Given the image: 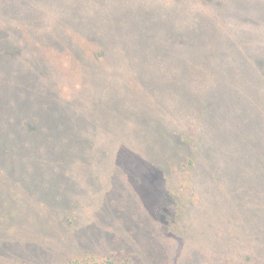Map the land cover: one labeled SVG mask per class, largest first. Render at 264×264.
I'll return each mask as SVG.
<instances>
[{
  "label": "rangeland",
  "instance_id": "rangeland-1",
  "mask_svg": "<svg viewBox=\"0 0 264 264\" xmlns=\"http://www.w3.org/2000/svg\"><path fill=\"white\" fill-rule=\"evenodd\" d=\"M180 1L0 0V264H236L245 254L264 264V171L247 187L233 156L203 148L207 163L173 222L174 173L149 142L161 139L174 156L182 143L159 136L172 108L156 78L174 69L157 48L168 47L161 33L179 47ZM195 4L200 22L185 25L187 40L224 44L228 64L261 57L247 50H264V0ZM242 68L229 85L259 105L264 84L240 77ZM227 220L258 231L241 233V249L214 250L213 230Z\"/></svg>",
  "mask_w": 264,
  "mask_h": 264
},
{
  "label": "trees",
  "instance_id": "trees-1",
  "mask_svg": "<svg viewBox=\"0 0 264 264\" xmlns=\"http://www.w3.org/2000/svg\"><path fill=\"white\" fill-rule=\"evenodd\" d=\"M195 1H180L181 28L174 39L179 47H172V40L167 34L161 33L160 41L163 40L169 48H162L161 45V48H157L159 61L169 55L172 63L174 60L172 71L171 69H162L163 72L159 79L156 76L157 80L162 82L164 89L163 97L165 100L163 99V102L167 108H172L171 111L167 110L163 116L159 117L161 123L159 136L172 140V137L177 135L176 138L183 143L177 145L179 149L174 156L169 150L168 152L163 151L167 148V145L162 149L163 142L161 139L157 138L149 142L154 153L162 152L161 158L157 160V165L161 168H171L174 173V178L172 177L171 182L168 184V188L171 189L169 192L170 197L173 198V207L176 209L172 212L173 222L180 221V217L185 216L184 211L187 209L185 205L188 202L190 203V195L196 188L195 183L190 180L198 176L201 166L207 163V160H204L201 156L204 147L207 148L206 150L210 154L215 156L216 153L219 156H233L237 163L241 165L237 169L241 171L242 179L246 182L247 187L250 186V183L252 184L253 179H249L250 175L258 176L257 171H264V98H258V101L262 102L257 105L251 102L250 96L234 95L233 88L229 85L230 81L236 76L234 75L236 67H243L240 77L247 75L250 78L249 83L256 84L258 88L263 86L264 78L257 73H264V50L262 47L251 50V42L249 41L250 49L247 51L254 52V55L257 54L261 57L257 58L255 56L250 67H248L247 65L250 63L248 55L242 54L237 57L232 56L235 58H231L232 64H228L229 57L225 56L229 52L224 50L225 46L220 42L213 45L207 44V41L201 38L196 41L195 39L199 33L196 36L193 34L192 38L187 40L184 34L188 33L186 30L188 27L185 25L200 22L199 13L196 12L195 8ZM192 4L194 8L191 9ZM215 38L217 42L219 38H217L216 33ZM222 49L223 54L221 55ZM98 56H101V54L99 53ZM184 59L188 60L184 63L182 62ZM255 60L259 62L257 72L252 70V66H255ZM188 63H190V67H188ZM159 70L162 71L158 65L157 71ZM155 72L156 68L153 69L152 65L148 66L147 76L149 79ZM243 85H248L246 80ZM154 93L157 95L158 92L154 90ZM246 103L252 104V108L242 106ZM231 104L232 108L230 107ZM151 117L153 116L151 115ZM215 131L220 133V140L225 132L220 146L218 139L213 140ZM212 141H215L214 144ZM159 144H161V147ZM183 145L185 149L186 147L188 149V152L186 151L187 158L183 156ZM249 190L251 192L255 191L253 187ZM244 210L243 215L248 218L252 209L247 202H245ZM12 214H16L15 209L12 210ZM4 216L5 214H2L0 218ZM176 227H179V225L177 224ZM213 231L217 233L213 241L219 244L214 247V250L229 252L243 247L240 241L246 238H243L244 236L241 233L247 235V233H255L258 230L252 225L240 224L238 226L237 222L232 224L227 220L224 224H218ZM260 232L263 233V230H260ZM248 255H243L244 258L246 257L247 260L245 261L247 262L242 259L236 264H259L255 260L257 257L254 254H251L252 256ZM232 259L226 257L225 261L230 262ZM5 264L16 263L8 262Z\"/></svg>",
  "mask_w": 264,
  "mask_h": 264
}]
</instances>
